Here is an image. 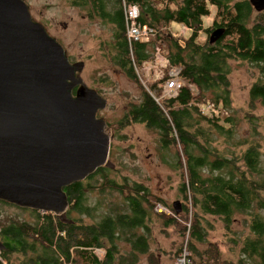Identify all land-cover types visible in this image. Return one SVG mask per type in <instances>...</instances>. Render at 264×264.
<instances>
[{"label": "trees", "instance_id": "16d2710c", "mask_svg": "<svg viewBox=\"0 0 264 264\" xmlns=\"http://www.w3.org/2000/svg\"><path fill=\"white\" fill-rule=\"evenodd\" d=\"M72 1L89 6L87 15L90 18L100 17L111 23L112 41L105 42L100 50L127 78L136 82L137 77L143 80L134 66L139 68L150 57L155 43L161 46L167 62L165 67H178L180 84L174 95L156 100L163 81L167 79L165 72L156 81L159 85L155 82L148 85L147 90L141 89L140 99L128 105L118 126L129 122L142 123L157 131L163 147L172 144L180 147L182 156L176 151V157L178 165L182 164L180 158H183L179 191L184 203L181 212L176 214L174 209L150 194L145 185L139 182L129 184L126 180L118 182L109 176L113 168L100 166L83 180L63 187L68 201L65 214L69 222L60 220L51 212L22 207L19 209L27 211L31 219L16 215L0 219V243L3 246L0 255L5 260L0 264H158L149 245L147 221L152 220L150 211L161 217L163 225L173 224L181 234L187 230L185 245L196 264H209L210 259H214L215 264L217 260L214 246L202 251L196 246L205 241L204 215L218 216L229 233L234 215L244 214L242 220L249 231L242 236L234 231L229 235L239 251L234 264H264L261 144L253 138H244L237 142L245 144L239 152L229 147L219 151L211 146V132L199 124L206 122L212 129L224 133V138H229L233 118L225 113L230 103L228 60L264 64V9L255 11L248 0H125L137 6L136 21L154 30L147 41L128 43L121 0ZM210 7H214L217 21L213 22L204 41L198 42L201 18L209 14ZM170 23L183 25L189 30L188 34L172 37L165 30ZM217 27L222 28V34L209 42V33ZM248 95L250 105L257 100L263 108L261 116L245 111L253 128L252 136L259 133L254 121L263 124L264 129V82L252 83ZM220 121L227 126L223 127ZM95 176L102 179L98 184L100 193L117 192L122 196V202L106 205L98 219L92 214L94 209L85 203L86 194L96 187L88 181ZM156 202L170 212L154 210ZM0 204L14 206L3 200ZM189 214L191 219L186 221ZM82 215L89 221L86 222ZM180 215L187 225L176 220ZM120 243L124 244L123 248ZM96 248L102 250L99 257L94 253ZM142 254H148L146 263L140 262ZM203 254H206L205 259Z\"/></svg>", "mask_w": 264, "mask_h": 264}, {"label": "rangeland", "instance_id": "374dc122", "mask_svg": "<svg viewBox=\"0 0 264 264\" xmlns=\"http://www.w3.org/2000/svg\"><path fill=\"white\" fill-rule=\"evenodd\" d=\"M24 1L28 4L33 18L44 24L48 33L60 42L69 60L83 62L80 71L81 78L88 87L95 89L106 101L104 107L98 109L97 116L104 118L111 134L108 158L114 164V168L109 176L118 182L126 180L129 184L139 182L145 185L150 194L179 214L184 203L179 191L180 173L184 171L183 158H180L182 164L178 165L176 157V151L181 155L180 147L177 144L163 147L157 131L145 127L142 123L129 122L118 126V121L124 116L128 105L140 99L141 89H146L148 85L150 86L157 81L156 79H159L157 77L160 76L161 70L158 66H162L164 73L168 71V68L164 67L167 63L160 56H164L161 46L155 43L152 46L150 57L138 69L140 78L147 79V82L142 83L138 77V82H136L127 78L120 68L100 50L105 42L112 41L111 23L103 21L100 17L90 18L87 15L86 6L77 5L72 0ZM215 20L217 21L215 9L210 7L209 14L201 18V27L197 30L198 42L204 41ZM165 30L170 32L172 37L179 38L182 35L186 36L189 32L186 27L177 23L168 24ZM228 64L230 103L228 110L225 108V113L233 118L229 138H224V133L212 129L206 122L201 121L199 124L203 129L211 132V146L219 151H224L226 150L224 147H229L230 150L239 152L245 144L240 145L237 142L244 138L259 141L261 144L260 162L264 171L263 124L254 121L255 130L259 133L251 136L253 128L245 116V111H250L257 116H261L263 112L259 101L255 100L250 105L248 90L255 81L264 82V64L256 65L233 58L228 60ZM173 78L175 77H170V79ZM165 96H167L166 93L161 90L156 100L159 101ZM220 123L223 127L227 126L223 121ZM225 140H229L230 145ZM88 182L96 187L86 194L85 203L94 209L92 214L96 219L100 217L98 215L101 212L105 211L106 205L114 206L115 202H122V196L117 192L100 193L98 184L102 182V179L99 176L93 177ZM104 191L107 190L104 189ZM7 215L31 219L28 212L19 209L18 206L0 204V219ZM243 215H234L235 218L230 224L232 233L234 231L242 236L249 231L242 220ZM150 216L152 220L147 221L150 229V251L157 258L158 264H172L180 247L187 245V230L185 229L181 234L175 225H163L161 217L153 211H150ZM191 216L189 214L186 221H190ZM262 216L264 217L263 214ZM81 217L86 222L89 221L84 215ZM176 220L181 224L186 222L181 215ZM202 225L206 232L205 241L197 243V248L202 251L212 245L217 251L215 264H226V261L234 264L238 257V247H235L233 240L229 239V235L232 234L226 231L220 218L216 215H204ZM120 246L123 248L124 244L120 243ZM206 254L202 255L203 259L206 258ZM147 256L148 254L140 255V262L146 263ZM213 260L210 259L209 264H214Z\"/></svg>", "mask_w": 264, "mask_h": 264}, {"label": "water", "instance_id": "95a60500", "mask_svg": "<svg viewBox=\"0 0 264 264\" xmlns=\"http://www.w3.org/2000/svg\"><path fill=\"white\" fill-rule=\"evenodd\" d=\"M248 1L264 9V0ZM222 32L211 30L209 42ZM82 65L24 0H0V200L64 222L63 187L114 168L109 127L97 116L106 101L84 83Z\"/></svg>", "mask_w": 264, "mask_h": 264}, {"label": "built area", "instance_id": "2783aa9c", "mask_svg": "<svg viewBox=\"0 0 264 264\" xmlns=\"http://www.w3.org/2000/svg\"><path fill=\"white\" fill-rule=\"evenodd\" d=\"M121 6L123 11L124 29L128 43L132 41H137V42L147 41L154 34V30L151 27L145 24H140L136 21L137 13H138L137 6L135 4L126 2L125 0H121ZM175 72L176 70H171L170 75H174ZM177 85L178 82L176 79H168L163 86V90L168 96H172L175 94ZM154 210H156L157 212H164V213L170 212L160 202L155 203ZM0 263H4V259H2L1 255H0ZM172 264H196V263L192 262L189 250L184 244L178 250Z\"/></svg>", "mask_w": 264, "mask_h": 264}, {"label": "bare ground", "instance_id": "6f19581e", "mask_svg": "<svg viewBox=\"0 0 264 264\" xmlns=\"http://www.w3.org/2000/svg\"><path fill=\"white\" fill-rule=\"evenodd\" d=\"M160 56L163 57L164 61L166 62V58H165L163 55H160ZM130 57H131V60H132L131 52H130ZM131 62H133V61H131ZM145 62H146V61H143L141 64L143 65ZM166 63H167V62H166ZM133 66H134V65H133ZM165 66H166V65H165ZM165 66H164V67H165ZM139 68H140V67H139ZM139 68H136V66H134V70H135L136 73H138V69H139ZM170 68H171V69H170ZM158 69L161 70V74H160V76L157 77V78L161 79V78L163 77V75H164L163 68H162V66H158ZM166 69H167V67H166ZM169 69H170V70H169ZM171 70H176V72H175L174 75H170V71H171ZM177 73H178V67H170V66L168 67V71H166L167 79H165V80L163 81V84H162V86H161V90H162V91H164V90H163V86H164L165 82H166L168 79H170V77H172V76L175 77V78H173V79H176V80H177L178 85L180 84V82H179V80H178V78H177ZM138 74H139V73H138ZM156 80H158V79H156ZM141 82H142V83H145V82H147V79L144 80V78H143V80H141ZM178 85H177V87H178ZM177 87H176V89H177ZM166 95H167V94H166ZM94 253L99 257V256H101V254H102V250L96 248V249L94 250Z\"/></svg>", "mask_w": 264, "mask_h": 264}, {"label": "flooded vegetation", "instance_id": "af4514ba", "mask_svg": "<svg viewBox=\"0 0 264 264\" xmlns=\"http://www.w3.org/2000/svg\"><path fill=\"white\" fill-rule=\"evenodd\" d=\"M106 7H107V9H109V6H108V5H107ZM86 8H87V10H88L90 7H89V6H86ZM91 9H92V8H91ZM94 9H95V8H94ZM95 11L98 12V10H96V9H95ZM209 34H210V33H209ZM56 40H57V39H56ZM57 41H58V40H57ZM58 42H59V41H58ZM59 43H60V42H59ZM67 57H68V55H67ZM68 60H69V57H68ZM69 61H70V60H69ZM78 61H79V60H78ZM80 61H81V60H80ZM70 62H71V61H70Z\"/></svg>", "mask_w": 264, "mask_h": 264}]
</instances>
